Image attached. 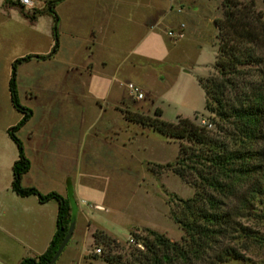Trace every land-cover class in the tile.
<instances>
[{"label":"rangeland","instance_id":"1","mask_svg":"<svg viewBox=\"0 0 264 264\" xmlns=\"http://www.w3.org/2000/svg\"><path fill=\"white\" fill-rule=\"evenodd\" d=\"M44 1L35 0L34 14L39 19L34 29L29 27L27 14L0 8V198L4 199L11 196L9 170L4 164L15 147L1 128L12 127L20 119L10 107L6 78L13 60L44 56L51 49V16ZM82 1L73 0L60 8L57 54L16 68L18 102L32 113L16 135L23 151L26 147L35 154L36 146L49 140L68 142L52 147L50 164L54 172L74 169L78 200L83 201L78 202L72 236L54 264H106L104 248L92 246L91 235L96 230L115 240L117 247L111 254L122 259L131 248L141 249L129 233L143 238V230H150L171 242L182 237L168 210L177 199L190 198L193 189L168 170L159 175L149 172L151 165L174 162L177 142L126 123L120 111L152 117L158 108L162 121L173 123L177 117L195 125L202 121L214 132L213 116L203 110L197 78L213 73L217 44L213 21L221 18L220 0H110L117 14L115 44L110 51L92 45L89 39L88 27L95 19L88 15L78 18L70 10L74 5L79 8ZM254 4L256 11L264 12V0H254ZM144 19L147 29L155 23V31L139 46ZM180 25L181 39L167 36L168 32L177 34ZM87 61L92 70H85ZM101 63L107 68L102 69ZM126 83L139 89L142 100L133 99ZM27 138L33 143H26ZM255 148L264 157V136ZM96 205L102 208L96 209ZM20 221L2 226L0 264L36 257L50 228L44 223L31 225V221L24 225L23 218ZM240 223L252 237H236L231 243L241 258L223 264H264V192L254 203L252 215ZM17 239L22 246L15 251ZM95 248L98 254L93 252Z\"/></svg>","mask_w":264,"mask_h":264},{"label":"trees","instance_id":"2","mask_svg":"<svg viewBox=\"0 0 264 264\" xmlns=\"http://www.w3.org/2000/svg\"><path fill=\"white\" fill-rule=\"evenodd\" d=\"M60 1L45 4L52 21L49 53L13 60L7 80L10 106L20 115L19 121L5 131L17 155L10 169V191L19 198L34 197L39 204L53 201L57 206L54 233L44 252L18 264H47L74 223L66 199L55 192L40 194L21 186L29 161L16 137L32 116L18 102L16 68L55 55L59 40L53 7ZM220 9L221 18L213 21L217 41L213 73L197 78L203 92V110L213 116L214 132L185 118L177 117L173 123L162 121L158 108L152 117L120 111L126 123L177 142L174 162L151 165L158 171L150 167L149 172L159 175L168 170L193 189L190 198L177 199L168 210L182 237L179 242H171L150 230H143V238L129 233L141 249L131 248L122 259L111 254L117 247L115 240L96 230L91 235L92 246L104 248L102 260L106 264H223L241 258L231 243L236 237H252L240 220L252 215L254 203L264 192V157L255 148L264 136V12L255 10L254 0H220ZM29 20H34L33 14Z\"/></svg>","mask_w":264,"mask_h":264},{"label":"crops","instance_id":"3","mask_svg":"<svg viewBox=\"0 0 264 264\" xmlns=\"http://www.w3.org/2000/svg\"><path fill=\"white\" fill-rule=\"evenodd\" d=\"M48 1H56V0H46L44 1V5ZM71 1L73 0H62L60 2H56L53 7V11L55 12L58 18V32L60 33L59 37H61V30H62L61 28L62 15L60 14V8L63 5H71L73 3ZM5 3H7L8 5H5ZM34 7H35V0H34ZM34 7L31 11H26L25 9L21 8L13 1H9V0L3 1V2L0 1V8L4 12H7V13L13 12L14 10H18L19 12L23 14H27L28 16L32 15L33 13V16H34L35 15L34 12L36 11ZM70 10L78 18H85V16L88 15V17H92L93 19H95L93 24L88 27V36L92 42V45L93 44L94 46L103 45L109 51H110V48H114L115 35H116V30H117V14L115 12V7L114 5L111 4L110 0H83L79 8H77L74 5V7H71ZM38 11L40 12V10ZM38 19L39 17L35 15L34 20L31 21V24L29 25L31 29L35 28V24H37ZM145 19L144 21H142V25L144 27L145 33L143 35V38L139 41L140 43H138L139 46H141L143 42L146 41V39H149L150 35L154 34V31H155L154 29L155 23L149 25L148 27L149 29H147L146 27L147 21ZM51 24H52V21H51ZM50 32H51V26H50ZM182 37H183V34L181 31V37L177 39H181ZM18 41L20 42V40ZM59 44L61 45L60 41H59ZM58 50H59V46H58V49L55 55L57 54ZM147 60L156 63V61L154 60H151V59H147ZM160 61L162 60L159 59L158 62ZM101 67L102 69H106L107 68L106 63H101ZM89 69L92 70V64L91 62L87 61L85 65V70H89ZM7 80H8V77L6 78V85H5L6 91H7ZM6 93L8 96V92ZM7 128H8L7 126H3L1 128V132L3 133V135L4 134L6 135L5 131ZM30 141L33 143V141L29 140L28 138L25 140L26 143L28 142L30 143ZM52 142L53 141L49 140L48 142L44 143L45 145L36 146L37 151L35 152V154L31 153L29 149L27 151L26 147H24V154L29 161V169L27 173L23 175L21 179V186L23 188H34L40 194H47L50 192L57 193L62 198L68 201L70 208L72 210V213L74 215V218H75V215L79 209L78 202L79 204H81L83 203V201L78 200L79 195L77 192L76 176L72 175V173L74 172V169L71 167H66L64 172H61L60 170L59 172H54L55 169L53 165L50 164L54 158V156H52L53 152L49 153L52 147L55 144H60V145L65 144L67 146L68 142L58 141L56 143L53 142V144ZM45 148H47L48 150L47 152L44 150ZM16 157L17 155H16V150H15V153L12 154L7 160H5V164H4L5 169L9 170V176H10L9 186H10V181H11L10 169ZM57 169H59V167ZM9 195L11 196L6 197V199L0 198V232H4L2 229V226L5 222L7 223H10V222L18 223L19 222L20 223L21 222L20 218H23V220L25 221L24 225H27L29 221H31V225L35 224L36 226H38L37 224H43V223L47 224V226L48 227L50 226V228H48L49 230L46 232L45 236L43 237V240L41 241V247L37 253L38 254L37 256L41 255L46 249L54 233L56 207H57L56 203L53 201H49L45 204H39L36 198L34 197L33 198L32 197L19 198L15 196L12 192ZM95 208L101 209L102 207L96 205ZM18 241L19 240L17 239V241L14 243L16 247L18 248L15 251H18L19 248L22 246L21 243ZM32 258H35V257H32ZM21 260H19L18 263Z\"/></svg>","mask_w":264,"mask_h":264},{"label":"built area","instance_id":"4","mask_svg":"<svg viewBox=\"0 0 264 264\" xmlns=\"http://www.w3.org/2000/svg\"><path fill=\"white\" fill-rule=\"evenodd\" d=\"M13 2H15L18 6H20L21 8L25 9L26 11H31L34 7V0H13ZM179 31L177 34H173L172 32H168L167 36H173L175 35L176 38H180L181 37V30H182V26H179ZM125 88L127 89V91L129 92V94L133 97V99L135 101H139L142 100L143 95L140 93L139 89L132 85L131 83H126L125 84ZM197 126L200 127H206V129L210 128V125H206L204 124V122L200 121ZM95 254L99 253V250H94L93 251Z\"/></svg>","mask_w":264,"mask_h":264},{"label":"water","instance_id":"5","mask_svg":"<svg viewBox=\"0 0 264 264\" xmlns=\"http://www.w3.org/2000/svg\"><path fill=\"white\" fill-rule=\"evenodd\" d=\"M73 228H74V223H71L68 227V230H67L65 237L63 238L62 242L58 246L54 256L52 257V259L47 264H54L55 263V261L60 256L61 252L63 251L64 247L66 246V244L70 240V238L72 236Z\"/></svg>","mask_w":264,"mask_h":264}]
</instances>
